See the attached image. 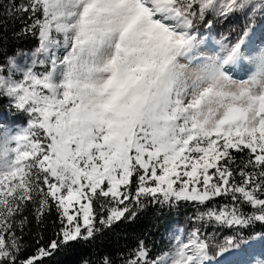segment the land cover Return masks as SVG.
Wrapping results in <instances>:
<instances>
[{
	"label": "snow or ice",
	"instance_id": "obj_1",
	"mask_svg": "<svg viewBox=\"0 0 264 264\" xmlns=\"http://www.w3.org/2000/svg\"><path fill=\"white\" fill-rule=\"evenodd\" d=\"M238 17L204 55L200 27ZM18 19L44 70L0 65V96L26 121L0 123V264L98 246L147 204L191 205L198 226L155 255L139 240L121 264L264 258V0H0V33ZM242 61L254 70L234 78ZM53 211L55 238L25 256L27 214Z\"/></svg>",
	"mask_w": 264,
	"mask_h": 264
},
{
	"label": "trees",
	"instance_id": "obj_2",
	"mask_svg": "<svg viewBox=\"0 0 264 264\" xmlns=\"http://www.w3.org/2000/svg\"><path fill=\"white\" fill-rule=\"evenodd\" d=\"M5 4L7 0H4ZM23 24L17 20L14 24L9 23L4 32L0 33V65L7 63L8 57L24 54L35 50L37 41L32 37L16 39L13 31L18 30ZM205 28L200 27V31ZM24 118L14 119L8 107V99L0 96V123L12 125L22 124ZM219 200L218 203H227ZM247 210V209H245ZM196 209L188 204H181L169 208H160L153 204H147L144 210L131 220L124 221L112 227L103 237L98 246H84L70 252L57 255L50 264H100L102 256L111 255L115 264H121V260L127 254V250L133 248L139 240H143L153 255L168 251L169 241L166 236L174 228L181 227L193 230L198 225L194 220ZM28 222L25 224L21 243L24 255L27 256L35 251L37 247L46 244L55 238L58 231L59 220L55 212L49 213L43 223L37 224L28 213ZM206 236H215L216 241L223 242L227 230L216 229L213 226L203 227ZM20 232V229H17ZM23 258V257H22Z\"/></svg>",
	"mask_w": 264,
	"mask_h": 264
},
{
	"label": "rangeland",
	"instance_id": "obj_3",
	"mask_svg": "<svg viewBox=\"0 0 264 264\" xmlns=\"http://www.w3.org/2000/svg\"><path fill=\"white\" fill-rule=\"evenodd\" d=\"M245 20L243 17L238 18H229L228 20H222L219 24H217L211 31L207 30L206 28L201 32V39L203 43L201 44V50L204 55L212 54L213 50H218L219 42L222 40H227L229 38H233L234 34L242 28L244 25ZM34 51V50H33ZM19 54L15 57L17 64L21 67H28L33 68L36 71H43L44 68L39 64L33 65V60L35 59L32 56V52ZM247 64V61H242L241 65L235 66V74L234 78L241 79L247 78L248 75L251 74V71L254 70L251 65H249L246 69L242 67L243 65ZM16 78H20V72L16 73ZM8 127L17 130L20 127L26 126V121L24 120L22 124L19 125H12V123L6 124ZM192 230L176 227L174 228L169 234H167L166 238L170 241V238L173 234L180 236L182 239H186L187 235L190 234ZM169 243V242H168ZM172 243H175L173 240ZM260 259L262 261H260ZM263 258H258L254 264H264ZM260 261V262H259Z\"/></svg>",
	"mask_w": 264,
	"mask_h": 264
},
{
	"label": "bare ground",
	"instance_id": "obj_4",
	"mask_svg": "<svg viewBox=\"0 0 264 264\" xmlns=\"http://www.w3.org/2000/svg\"><path fill=\"white\" fill-rule=\"evenodd\" d=\"M263 259H264V258H263ZM260 261H262V260L260 259ZM260 261H259V262H260ZM263 261H264V260H263Z\"/></svg>",
	"mask_w": 264,
	"mask_h": 264
}]
</instances>
